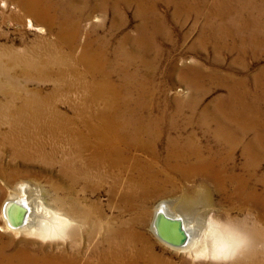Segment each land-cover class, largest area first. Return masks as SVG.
Masks as SVG:
<instances>
[{"label":"bare ground","instance_id":"obj_1","mask_svg":"<svg viewBox=\"0 0 264 264\" xmlns=\"http://www.w3.org/2000/svg\"><path fill=\"white\" fill-rule=\"evenodd\" d=\"M13 1L9 4L1 0L2 12L13 10L10 19L26 20L28 28L41 35L47 31L52 42L41 47L38 44V50L32 51H20L12 45L0 47V97L11 100L0 107V113H8L0 117V150L9 148L12 160H28L36 155L48 162L53 154L47 148L29 147L31 129H60L69 134L72 157L59 159L61 162L57 158L62 181L58 190L67 184V190L73 193L69 198L74 213L68 211L62 217L43 208L37 189L21 185L18 194L3 204L4 226L19 238L70 243L54 253L15 249L8 259L0 253V264H174L155 254L153 244L142 232L146 214H137L152 197L179 193L178 203L168 205L171 213L189 216L206 210L211 205L210 196L216 193L232 205L231 210L235 205L234 210L241 214L247 211L249 218L227 215V226H212L211 247L203 256L206 247L195 244L190 221L187 223L181 214L169 213L161 203L154 217L161 212L180 220L187 235L183 247L171 248L194 260L202 255L212 264H264V148H259L264 142V112L243 113L251 100H264V0ZM159 6L169 10L170 19L177 24L175 31L168 29V17ZM94 16L100 22L90 25L88 32L83 30V24ZM127 18L134 22L131 31H127ZM31 20L43 27L33 26ZM192 34L195 39L187 49L196 53L210 49L211 62L227 71L220 66L219 70H202L198 61L178 66ZM81 35L84 38L80 42ZM43 48L47 52L52 49L58 57L44 55ZM173 49L178 50L174 55ZM248 59L262 64L252 76H247ZM54 67L55 85L48 94H41L40 86ZM233 69L242 74L237 77ZM66 74L83 91L80 107H68L73 118L61 112L52 100L57 95V82H72L65 79ZM166 79L188 87L189 96L184 100L172 98L170 108L167 102H158L156 108L151 103L150 110V93L138 88L137 99L130 94L133 86L156 87L155 93H162L164 89L159 86ZM32 83L34 89L29 87ZM206 86L223 90L213 99L212 110L200 109L203 97L209 94ZM237 108L241 109L239 113ZM194 129L205 136L211 133L218 148H201ZM248 134L252 136L249 143L236 148ZM162 137L165 147L157 148ZM2 157L0 153V168ZM74 158L79 159L78 166ZM7 167L12 169L11 164ZM106 169L118 175L108 186V196L117 210L114 216H106L100 204L84 210L75 202L77 186L82 184V196L92 191V173L104 179ZM14 179L12 175L5 183ZM12 202L28 208L21 226L10 223L20 222V211L11 208L6 213ZM58 204L60 212L68 208L60 200ZM76 212L82 224L86 220L91 224L85 236L90 245L86 252L76 243L80 234L79 226L72 225ZM124 215L129 217L124 219ZM153 220L150 226L155 235ZM242 241L244 247L240 249Z\"/></svg>","mask_w":264,"mask_h":264},{"label":"rangeland","instance_id":"obj_2","mask_svg":"<svg viewBox=\"0 0 264 264\" xmlns=\"http://www.w3.org/2000/svg\"><path fill=\"white\" fill-rule=\"evenodd\" d=\"M8 1H9V4H14L13 0L11 1L8 0ZM78 5L81 6L80 4ZM159 8H160L159 10L164 12L168 17V21H167L168 29L170 31H175L177 24L173 20L170 19V13L168 12L169 10L167 11L164 8V6H159ZM12 11L13 10H7L6 13H3L2 8H0V47L12 45V47H14L15 49L17 48V50H20V51H23L22 49L32 51V50H38V47H37L38 44L41 47L43 46V44H46L47 42H52V38L50 34H48L47 31H46V35H41L34 29H29L28 26L25 24L26 20H24L23 22H19V21L17 22L13 19H10L11 17L10 13ZM127 20H128L127 31H131L132 27L134 26V22L131 21L129 18H127ZM98 22H100L98 16H94L92 18V21L89 23L83 24L82 28L83 30H87L88 32L90 25L96 24ZM32 24L35 27L41 26L34 21H32ZM83 38H84V35H81L79 41L81 42ZM194 39H195V36L194 34H192L190 38L188 39V41L186 42L184 49L181 52V55L183 56L184 60L182 59V61L178 62V66H182L190 62L191 64L192 63L195 64V61H198V63L202 64V70L212 71L213 67L219 70L217 66L219 67L220 65L213 64L211 62L212 61L211 56L213 55L210 53V49H206L201 52L198 51V53L192 52V51L190 52V50L187 49V46L189 45V43H192ZM158 43H160L161 46L166 47L165 43L161 39H158ZM177 52L178 50H175V49L172 50L173 55L176 54ZM42 53L46 56H51L53 58L58 57V54H55V52L52 49H50L49 52H47L43 48ZM224 57L225 59L227 58L226 55ZM210 62L212 63V65ZM247 65H249V73L247 76H252V74L256 73V71L258 70V67L261 66L262 64L256 63L252 61L251 59H248ZM200 68H201V65H200ZM220 68L224 71H227L224 68V66H220ZM56 69L57 68L54 67L47 73L49 78H47V80L44 83H42V85L40 86L41 94L42 93L44 95L48 94L53 88V85H55L56 79L53 74V71ZM233 70L234 72L232 73H235L237 77L242 74V73L237 74L236 72L239 71L237 69H233ZM68 75L70 74L65 75V79L71 80L73 77H71V75L70 76ZM170 78L176 79L174 77H170ZM56 86L58 88L57 95H55L56 97L52 96V100L55 101V103H57V108L61 112H64L67 116L73 118L74 116L68 110L69 109L68 107H71V106L75 108L80 107V104L82 103V100H83V96H82L83 91H81V88L79 89L76 86V84L73 83V79H72V82H68V81L65 82V81L60 80L59 82H57ZM29 87L32 89L33 87L35 88L36 85L32 83L29 85ZM159 87L164 89V91L162 92L164 93V96L162 95V93H160V91L158 93H155L156 87L150 89L149 87L147 88V86L142 87V88L133 86V88H131L130 94L133 99H137L138 98V88L141 89L142 91L146 90L148 93H150L149 94L150 98H148L149 96L147 97L148 99L146 98L147 101H149L148 103H149L150 110L152 109L151 103H153V107L156 108V105L158 102H161V103L167 102L168 104L166 103V107L169 106L170 108L172 98H175V99L179 98V100H184V98H187L190 94V89L188 87L178 82H171L168 79H166L165 84H161ZM207 88L209 89V94L203 97L201 104H200V109L208 108L212 110L211 107L213 105V99L223 94L222 93L223 90L217 87L215 88L207 87ZM123 96H124V92L122 91L121 97ZM259 99L260 100H255V99L251 100L250 103L248 104L249 108L245 109L243 113L248 112V114L249 113L257 114V111L264 112V100L263 98H259ZM10 102H11L10 99H2L0 97V107H6ZM46 107L48 108V106ZM240 111L241 109L239 108L236 109V112L239 113ZM166 112L169 113L170 110H167ZM7 114H8L7 112H4V114L0 113V117H2L3 115L7 117ZM168 115H171V113ZM199 115H200V111L197 112V117H199ZM56 130L57 129H54V131L45 132V131H38L35 129H31L32 139L30 141L29 147L38 148L40 146H44L45 148H47V151L52 152L53 154L52 160H51L52 162L50 160L48 162H45L42 160L41 157H38L36 155H34L31 159H28V160L27 159L24 160L21 158H14L12 160L11 159L12 152L9 148H1L0 150V153L3 154V157H2L3 166L0 168V171L3 175V176H0V228L3 227L4 229L0 231V239H1L0 240V249H1L0 253L3 256V258L4 257H6L7 259L10 258L13 254L12 252L15 249L16 250L23 249L26 252L30 251L35 254H42L44 252L54 253L55 252L54 250L60 249L61 247L65 248L67 244L70 243L69 240L66 242L64 240L60 241L57 239L43 240V239H38L35 237H23V238L16 237L12 231L8 230V228L4 226V219L1 216L3 204L8 199L12 198L13 195L16 196L18 194L17 193L18 191L16 190L21 185H27L30 188L32 187V188L37 189V191L39 192L38 197H39V200L43 208L53 213H58L62 217H64V215L68 211H71L72 214L74 213L72 209L73 207L70 204V198H69L70 196L73 195V193L67 190V184L62 187L63 190H61L60 192L58 190L60 184L62 185V181L60 180V177L58 176V169L60 168L59 166L61 165L58 163V161L60 160L62 161L63 159L72 157L69 151V148H72L71 138L69 137V134L65 133L64 131H61L60 129L57 131ZM193 132L196 136V139L199 141V144H200L199 146L201 148H207V147L208 148H218L214 144L211 133L205 136L202 134L200 130L194 129ZM249 134L246 137L247 139L246 138L244 139L245 142L243 141L241 144H238L236 148H244L245 143L246 144L249 143L252 137L250 136L251 134L250 135ZM164 144H165V138L162 137L160 142L157 145V148H164L165 147ZM62 148L63 150H61ZM259 148H264V142L261 144ZM62 156L63 158H61ZM57 158H58V161H57ZM236 161L239 162L237 156H236ZM74 163L76 164V166H78L80 163L79 159L74 158ZM9 164H11L12 169H9L7 167V165ZM104 171H105L103 173L104 179L101 177L98 178L95 172L92 173V180H93L92 186H91L92 191L88 190L82 196L81 188H79L82 184L80 183L77 186L78 187L76 189L77 197H76L75 202L78 206H80L84 210H91L93 205L100 204V206L102 207L103 213L106 216H108L109 214H113L114 216L116 215L117 210L114 208L115 206H113V202L110 201V198L108 196V186L112 185L113 179L117 177L118 175H117V172H112L107 169ZM12 175H15V179L12 182L6 184L5 182ZM125 175H126L125 173L121 174L122 179H125ZM186 185H191V184L188 183ZM205 185H208V184H205ZM179 197H181V193L177 194L176 196L157 195V196L152 197V199H149L148 202L145 203V206L142 207L140 209V212L137 214L138 216L142 214L143 217H144V214H146V216L143 218L144 226H143L142 232H144L147 239L149 238L148 241L150 240L149 242L153 244V251L155 252V254L160 256L163 259L171 260L174 264H212L213 262H211L208 258L203 257V256H207V249L211 247V244H210L211 243V237H210L211 227L215 226L216 228H220L222 226H227V220H226L227 215H230L229 216L230 218L240 217L243 219L245 217L249 218V215H248L249 213L245 214L247 213V211L245 213L242 212V214L238 213V211L234 210L235 205L233 206V209L231 210L230 208L232 207V205H229L228 203L224 202L221 199V196L216 193L215 194L213 193V195L210 196L211 205L208 208H205L206 210H202V211L199 210L198 212L192 213L189 216L188 215L186 216L179 212L171 213L170 211L172 210L168 209V205L178 203ZM59 200L65 206L68 207V208H64L63 212H60L58 210ZM161 203H164L167 206L166 208L169 213L174 214V215H177V213L181 214L184 218H186V222L190 221V225L192 226L194 230L192 232V235L194 236L195 244L196 243L197 245L202 244L206 247L205 249L206 252L203 253V256L201 255V257L194 260L191 257L185 256L184 252L178 251V249H173L165 245L161 241H159L156 237H154L155 235L153 234L152 228L150 225L152 223L154 213L157 207ZM110 206H112L113 208ZM217 215H220V217H218ZM128 217H129L128 215H124L123 218L127 219ZM77 218L79 219L80 224L77 223ZM250 218H252V216ZM72 219H73L72 225L79 226L77 230L80 234L78 235L76 239L77 241L76 243L78 244V247L81 250L86 252L88 251L90 247V245L86 244V241H85V236L91 231L90 221L86 220L82 224L78 212L74 214ZM92 219H93V216L91 215L90 220L92 221ZM46 222H48V220H46ZM48 228H51V224L49 222H48ZM243 244L244 242L242 241L240 249L244 247ZM235 248L237 249L236 246ZM257 248L262 249L260 246H258ZM233 258L235 257H232L231 260H233ZM243 260L247 262V259H243Z\"/></svg>","mask_w":264,"mask_h":264},{"label":"water","instance_id":"obj_3","mask_svg":"<svg viewBox=\"0 0 264 264\" xmlns=\"http://www.w3.org/2000/svg\"><path fill=\"white\" fill-rule=\"evenodd\" d=\"M11 204L12 205H10L7 209L6 213L8 214V211L11 208H16L20 211V222L17 221V223L10 220V223L13 227L21 226L23 224L24 217H26L29 212L28 208L21 203L12 202ZM153 227L157 238L170 247H183L187 242V235L182 228L181 221L178 219L167 217L163 213L159 212L154 217Z\"/></svg>","mask_w":264,"mask_h":264}]
</instances>
